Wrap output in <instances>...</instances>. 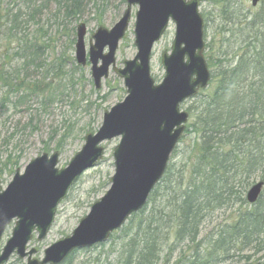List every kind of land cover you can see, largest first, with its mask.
Returning <instances> with one entry per match:
<instances>
[{"label": "rangeland", "instance_id": "obj_1", "mask_svg": "<svg viewBox=\"0 0 264 264\" xmlns=\"http://www.w3.org/2000/svg\"><path fill=\"white\" fill-rule=\"evenodd\" d=\"M125 8L126 0H0V25L4 24L3 16L7 11H10L12 17L18 16L21 21L15 38L0 36L1 69L4 70L5 65L7 71L18 68L15 59H19V57L31 59V55L35 54L33 59L39 63L37 69L24 71L19 75L18 81L26 79L28 84L33 81H41L39 90H45L46 93L48 87L46 83H43L45 74L42 71V64L49 65L56 62L66 67L65 76L77 79L78 83V92H75L77 95L70 96L74 92L69 90V97H61V95L57 97L55 102L50 105L49 114L45 115V118L37 117L41 107L40 97L26 98L18 102L17 97L23 89H18L16 85L11 89H8L6 85L4 87L0 85V103H2V99L8 97V102L3 108L0 107V184L2 190H5L12 182L16 171L22 173L31 161L45 153L51 155L58 152L60 155L58 168L65 169L85 144L86 135L95 134L99 130L105 112L124 101L127 90L124 87L123 79L119 78L112 70H110L109 77L102 80L100 90L95 88L91 77V64L89 62L86 66L77 64L75 43L78 26L85 25L87 29L85 46L88 58L90 42L94 44L93 34L99 28L111 30L121 18ZM138 9V6L132 8L129 28L119 42L116 53V68L118 69H123L124 62L133 60L137 54L138 50L134 45V27ZM199 11L204 20L205 49L203 56L206 63H208V59H211L213 67L212 69L209 67L211 79L207 88L197 95L198 99H195L196 97L190 99L181 106V111L187 114H189L190 107L197 106L195 100L205 98V94L212 93L217 87V79L212 77L213 74L220 72L221 66L217 65L222 64L224 68L235 66L241 55L245 53L250 56L247 59L249 63L258 59V66L263 64L261 59H264V0H261L256 7L252 6L251 0H200ZM253 21L254 24L249 25ZM174 35L175 24L170 23L162 39L153 47L150 76L155 84H160L165 76L161 56L163 53L170 54ZM18 46L24 47L25 51L18 52L16 50ZM17 52L19 54H16ZM227 53L228 55H226ZM230 59H234V61H230ZM258 66H252L256 70L247 67L249 72L247 73L248 78L244 80L245 83L249 78L259 74ZM51 76L56 78L54 75ZM0 77L6 79L4 84L11 83L10 79L1 75ZM59 92L60 88H57L56 93L59 94ZM71 103H75V106L72 107ZM76 106L80 107L76 109ZM69 115H72L78 122L74 131L67 138H62L63 136L60 134L53 136L54 130ZM31 120L33 125H37L35 130L30 128L24 131L25 124ZM189 121L188 117L183 135L175 148L176 151L171 155L170 165L176 163L179 166L191 151L192 135L188 132ZM13 133H15L14 138H10ZM7 137L12 141L5 140ZM119 142L120 139L115 138L102 144L105 149L103 158L94 168L87 170L79 177L66 199L61 202L47 237L39 242L37 234L33 235L29 248L37 250L34 259L40 260L45 249L59 239L70 236L79 222L88 215L91 206L108 191L109 180L115 169L113 151ZM8 156H11L12 161L18 163L16 168L4 169ZM262 176H264V170L262 173L259 172L252 176L250 186L243 195L244 204L237 203L223 207L204 220L201 226V235L196 243L178 241L174 235H168L164 242L167 250L161 255V258L170 260L171 264H175L182 257L191 259L198 243L201 244V253H204L206 248L216 241L226 225L231 228L239 222L242 213L253 210L254 205H250L246 201V193L252 184L262 181ZM129 225L130 220L107 242L77 251L67 264H118V253L128 242L127 236L122 230ZM14 226L15 221L7 227L0 244V253L6 241L11 238ZM258 238V241L246 246L242 251L237 250L238 247H241L238 243L235 249L230 252L232 258L226 262H219L223 257L221 253L217 260L211 264H264V231ZM181 251L183 256L179 257ZM169 256H171L170 259H168ZM7 264L27 263L26 260L13 255Z\"/></svg>", "mask_w": 264, "mask_h": 264}, {"label": "water", "instance_id": "obj_2", "mask_svg": "<svg viewBox=\"0 0 264 264\" xmlns=\"http://www.w3.org/2000/svg\"><path fill=\"white\" fill-rule=\"evenodd\" d=\"M260 0H252L256 7ZM126 10L111 29L99 28L93 34L94 44L88 52L91 77L95 88H101L110 69L123 79L125 100L105 112L96 135L88 134L85 144L59 170V155L43 154L31 161L22 175L16 171L5 190L0 184V243L11 222L12 236L0 254V264H7L15 254L27 264H62L75 250L91 248L106 242L128 219L146 206L150 194L161 181L170 157L188 120L180 110L199 90L206 89L210 72L203 57L204 21L199 13V0H126ZM138 6L135 22L137 54L116 68L119 42L128 30L131 9ZM170 20L176 26L171 53H163L165 71L158 85L150 76V61L155 43L164 35ZM86 27L77 28L75 57L78 65H87ZM107 49V52L105 50ZM121 137L114 149L115 171L110 188L95 202L72 234L45 249L41 260L34 259L37 250L29 249L33 234L43 241L54 221L57 207L66 198L77 179L93 168L103 157L101 144ZM263 183L250 188L246 201L253 205L261 195Z\"/></svg>", "mask_w": 264, "mask_h": 264}, {"label": "trees", "instance_id": "obj_3", "mask_svg": "<svg viewBox=\"0 0 264 264\" xmlns=\"http://www.w3.org/2000/svg\"><path fill=\"white\" fill-rule=\"evenodd\" d=\"M3 18L0 36L15 38L21 21L18 16L12 17L10 11ZM252 24L254 21L249 23ZM16 50L24 52L25 48L18 46ZM34 56L32 54L31 59H15L18 68L10 71L6 70V65L2 70L0 64V75L11 82L4 84L6 79L0 77V85H6L8 89L16 85L18 89H23L17 97L18 102L26 98L40 97L41 107L37 117L45 118L57 97H69V90L74 92L70 96L77 95L75 92H78V83L77 79L65 76L66 67L56 62L42 64L45 74L43 83L47 84L48 92L39 90L41 81L30 84L26 79L18 81L19 75L24 71L37 69L39 63L33 59ZM248 58L250 56L245 53L235 66L224 68L222 64L217 65L221 66L220 72L212 75L217 79V87L212 93L205 94V98L195 100L196 107L188 109V132L192 135L191 151L179 166L176 163L168 164L166 174L153 190L146 207L133 215L130 225L122 230L128 242L118 253V264H171L170 260L161 258L167 250L164 242L168 235H174L178 241L196 243L202 232V223L208 216L223 207L245 203L243 195L250 186L252 176L264 170V59H261L263 64L258 66V59L249 63ZM207 64L212 69L211 59H208ZM248 66H258L260 71L245 83ZM57 88H60L59 94L56 93ZM1 101L0 107L3 108L8 97ZM71 104L72 107L75 106V103ZM33 124L32 120L27 122L24 131L30 128L35 130L37 125ZM77 124L75 118L69 115L52 135L60 134L62 138H67ZM13 136L15 133L10 138ZM5 140L12 141L8 137ZM17 164L8 156L4 169L16 168ZM261 180L264 182V176ZM229 228L226 225L204 253L200 251V243L196 245L191 259L183 258L181 251L179 257L183 259L175 264H211L221 253L223 257L219 262H226L232 258L230 252L238 243L241 247L237 250L242 251L258 241V236L264 231V195L252 211L242 213L239 222ZM76 252L64 264L69 263ZM170 258L171 256L168 259Z\"/></svg>", "mask_w": 264, "mask_h": 264}, {"label": "bare ground", "instance_id": "obj_4", "mask_svg": "<svg viewBox=\"0 0 264 264\" xmlns=\"http://www.w3.org/2000/svg\"><path fill=\"white\" fill-rule=\"evenodd\" d=\"M251 2H252V0H251ZM41 156H42V155H41ZM41 156H40V157H41ZM37 158H38V157H37ZM34 160H35V159H34ZM166 171H167V170H166ZM166 171H165L164 175L166 174ZM164 175H163V177H164ZM163 177H162V179H163ZM162 179H161V180H162ZM260 182L263 183V188H262V192H261V195H260L259 199H260L261 196L263 195V191H264V182H263V181H259V182H256V183H254V184L251 185V187H252V186H254L255 184L260 183ZM251 187H250V188H251ZM250 188L248 189V191L250 190ZM248 191H247V193H248ZM247 193H246V196H247ZM254 205H255V204H254ZM145 207H146V206H144V208H145ZM144 208H143V209H144ZM143 209H142V210H143ZM142 210H141V211H142ZM141 211H140V212H141Z\"/></svg>", "mask_w": 264, "mask_h": 264}, {"label": "flooded vegetation", "instance_id": "obj_5", "mask_svg": "<svg viewBox=\"0 0 264 264\" xmlns=\"http://www.w3.org/2000/svg\"><path fill=\"white\" fill-rule=\"evenodd\" d=\"M199 2H200V0H199Z\"/></svg>", "mask_w": 264, "mask_h": 264}]
</instances>
